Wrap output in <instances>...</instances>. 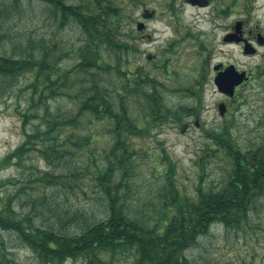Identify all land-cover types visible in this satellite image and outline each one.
<instances>
[{
    "label": "rangeland",
    "instance_id": "rangeland-1",
    "mask_svg": "<svg viewBox=\"0 0 264 264\" xmlns=\"http://www.w3.org/2000/svg\"><path fill=\"white\" fill-rule=\"evenodd\" d=\"M18 1L0 0V54L18 56L26 47L35 52L43 49L60 58V62L57 60L60 72L73 67L77 49L86 39L75 20L69 17L62 22L60 12L53 13V8L42 1ZM68 1L82 4L80 0ZM108 3L118 8L122 16L119 27L137 49L127 55L128 59L127 56L122 59L123 66L141 67L157 81L156 91L165 114V108L174 112L185 109L179 116L181 122L168 115L159 127L153 126L145 136L133 138L136 147L147 152L140 159L135 177L138 189L133 195H140L141 209L145 206V210L151 211L152 207L144 200L156 195L165 184L167 164L161 160L162 147L176 163L177 187L193 197L198 187L217 185L229 167L227 156L222 149L216 150L206 135L208 132L219 134L226 129L230 142L238 148L264 144V43L258 42L264 41V0H208L205 6L193 5L188 0H108ZM140 23L144 24L142 29H138ZM229 35H235L237 40L227 41ZM246 45L255 52L245 53ZM107 51L104 48L101 52L104 60L109 61ZM230 65L248 77L232 96L221 92L214 82L218 73ZM99 72L109 77L103 68ZM114 73L107 81L112 96L127 84ZM33 80L34 76L26 73L12 78L0 74V159L21 145L26 133L43 130L46 107L54 116L72 113V100L60 94L32 104L29 85ZM39 97L36 95L35 100ZM126 99L132 116L143 123L145 104L128 94ZM221 105L225 109L223 114L219 112ZM99 127L104 128L98 122L93 125L84 120L78 131L81 139L100 130ZM70 129L60 130L57 135L64 137ZM97 137L100 145L110 141L105 131ZM80 146L88 148L84 142ZM68 147L64 162L55 168L46 163L40 151L28 146L21 157L1 169L0 197L4 201L13 197L9 202L12 209L34 216L37 225L71 229L83 221L67 223L76 210L102 218L104 205L98 188H93L96 167L92 162L86 161L84 165L88 166L81 171L87 173L79 182L84 192L76 186L71 188V180L63 186L33 181L46 171L71 175L81 170L84 150ZM43 195H48L51 208L43 204ZM255 205L239 227L213 224L208 234L188 251L189 256L197 264H264V192L257 196ZM55 211L63 218L62 223ZM124 262L123 259L120 264ZM0 264L41 263L16 234L0 228ZM64 264L84 263L67 259Z\"/></svg>",
    "mask_w": 264,
    "mask_h": 264
},
{
    "label": "trees",
    "instance_id": "trees-1",
    "mask_svg": "<svg viewBox=\"0 0 264 264\" xmlns=\"http://www.w3.org/2000/svg\"><path fill=\"white\" fill-rule=\"evenodd\" d=\"M39 1L50 5L53 13L58 10L62 22L72 17L86 36L84 44L77 49L75 65L60 72L57 66L60 58L43 49L35 52L26 47L18 56L0 54V74L9 78L19 73L33 75L29 88L34 105L40 104L43 97L60 94L69 97L74 106L66 117L54 116L46 107L43 130L26 133L24 142L0 159V171L21 157L28 146L40 151L46 163L55 168L64 162L68 145L83 149L81 170L71 175L46 171L33 181L63 186L71 180V188L76 186L84 192L79 182L87 173L81 171L88 166L84 165L86 161L92 162L96 167L93 188H98L101 194L104 211L102 218H97L94 213L76 210L67 223L83 221L65 229L37 225L34 216L12 209L9 202L13 197L8 201L0 197V228L16 234L41 264H64L67 259L81 260L84 264H120L123 259V264H197L188 251L198 244L200 237L208 234L213 224L239 227L256 208L257 196L264 192V144L238 148L230 142L226 129L219 134L208 132L206 135L216 150L222 149L227 156L229 167L217 185L200 186L193 197L177 187L176 163L162 147L161 160L167 164L163 175L165 184L156 195L144 200L152 207L151 211L145 210V206L141 209V197L133 193L138 189L135 177L140 159L147 152L136 147L133 138L145 136L153 126L159 127L168 115L175 122H181L179 116L185 109L174 112L165 108V114L156 91L157 81L141 67L123 66L122 59L137 49L129 36L123 35L119 27L122 16L108 0H80L82 4H71L68 0ZM104 48L108 50L109 61L103 58ZM127 63L130 64L128 60ZM100 68L109 77L113 72L119 74L127 84L112 96L107 87L109 77L102 76ZM127 94L145 104L147 113L143 123L132 116ZM36 95L40 96L39 100H35ZM84 120L93 125L98 122L104 128L99 127L100 130L81 139L78 131ZM67 128L72 129L66 130V136L57 135ZM102 131L110 139L106 145L96 142L100 141L97 134ZM82 142L87 150L80 146ZM48 199V195H43V204L51 208ZM155 207L158 209L153 211ZM58 213L55 211L62 223Z\"/></svg>",
    "mask_w": 264,
    "mask_h": 264
},
{
    "label": "water",
    "instance_id": "water-1",
    "mask_svg": "<svg viewBox=\"0 0 264 264\" xmlns=\"http://www.w3.org/2000/svg\"><path fill=\"white\" fill-rule=\"evenodd\" d=\"M188 2L192 3L193 5L198 4L201 6H205L208 4V0H188ZM143 26H144V24L140 23L138 25V29H142ZM236 29H238V26H236ZM234 36L235 35H229L226 37V40L227 41H232L234 39L237 40V38ZM258 42H260L262 44L264 43V41L262 39H260ZM244 51L247 54H253L255 52V50L250 45H246L244 48ZM215 69H219V66H216ZM247 78L248 77L244 71L238 73L235 70L234 66L230 65L224 71H220L218 73L214 82L221 92L232 96L234 94L235 87L240 85L241 83H243L245 80H247ZM224 110L225 109L221 105L220 106V113L223 114Z\"/></svg>",
    "mask_w": 264,
    "mask_h": 264
},
{
    "label": "flooded vegetation",
    "instance_id": "flooded-vegetation-1",
    "mask_svg": "<svg viewBox=\"0 0 264 264\" xmlns=\"http://www.w3.org/2000/svg\"><path fill=\"white\" fill-rule=\"evenodd\" d=\"M237 88H235V90H236Z\"/></svg>",
    "mask_w": 264,
    "mask_h": 264
}]
</instances>
